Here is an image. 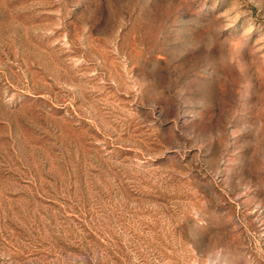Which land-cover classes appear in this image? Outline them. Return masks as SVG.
Masks as SVG:
<instances>
[{
    "label": "rangeland",
    "instance_id": "obj_1",
    "mask_svg": "<svg viewBox=\"0 0 264 264\" xmlns=\"http://www.w3.org/2000/svg\"><path fill=\"white\" fill-rule=\"evenodd\" d=\"M0 264H264V0H0Z\"/></svg>",
    "mask_w": 264,
    "mask_h": 264
}]
</instances>
